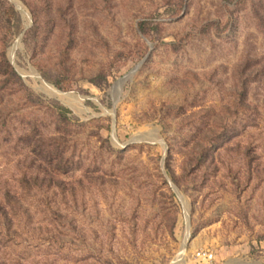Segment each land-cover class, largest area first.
Listing matches in <instances>:
<instances>
[{
  "label": "rangeland",
  "instance_id": "rangeland-1",
  "mask_svg": "<svg viewBox=\"0 0 264 264\" xmlns=\"http://www.w3.org/2000/svg\"><path fill=\"white\" fill-rule=\"evenodd\" d=\"M0 71V264H264V0H0Z\"/></svg>",
  "mask_w": 264,
  "mask_h": 264
},
{
  "label": "built area",
  "instance_id": "built-area-1",
  "mask_svg": "<svg viewBox=\"0 0 264 264\" xmlns=\"http://www.w3.org/2000/svg\"><path fill=\"white\" fill-rule=\"evenodd\" d=\"M197 261H198V264H213L214 255L209 252H198Z\"/></svg>",
  "mask_w": 264,
  "mask_h": 264
},
{
  "label": "bare ground",
  "instance_id": "bare-ground-1",
  "mask_svg": "<svg viewBox=\"0 0 264 264\" xmlns=\"http://www.w3.org/2000/svg\"><path fill=\"white\" fill-rule=\"evenodd\" d=\"M17 6H18V5H17ZM18 9L20 10V12H21L23 15H25L24 11H23L19 6H18ZM17 46H18V39L16 40V42L14 43V45L11 47V52H13ZM131 77H132V75L128 76V77L123 81V83L126 82V81H127L128 79H130ZM121 83H122V82H120L119 84H121ZM65 95H67V94H65ZM67 96H69V95H67ZM184 250H185V246H184V248L182 249V253H181V255L183 254Z\"/></svg>",
  "mask_w": 264,
  "mask_h": 264
},
{
  "label": "water",
  "instance_id": "water-1",
  "mask_svg": "<svg viewBox=\"0 0 264 264\" xmlns=\"http://www.w3.org/2000/svg\"><path fill=\"white\" fill-rule=\"evenodd\" d=\"M29 22H31L30 18H29ZM142 63H143V62H142ZM142 63H140L136 68H134V70H132L129 74H127L124 78H122V79L120 80V82L123 83V81H124L128 76H130V75H134V74L138 71V69L141 67ZM63 94H64V93H63Z\"/></svg>",
  "mask_w": 264,
  "mask_h": 264
},
{
  "label": "trees",
  "instance_id": "trees-1",
  "mask_svg": "<svg viewBox=\"0 0 264 264\" xmlns=\"http://www.w3.org/2000/svg\"><path fill=\"white\" fill-rule=\"evenodd\" d=\"M141 30L144 32L145 30L143 29V25L141 26ZM8 67V70H10V72H13V69L11 68V66L6 63V68ZM9 71H0V75H4V74H8Z\"/></svg>",
  "mask_w": 264,
  "mask_h": 264
}]
</instances>
